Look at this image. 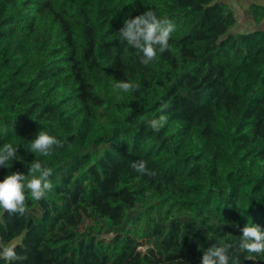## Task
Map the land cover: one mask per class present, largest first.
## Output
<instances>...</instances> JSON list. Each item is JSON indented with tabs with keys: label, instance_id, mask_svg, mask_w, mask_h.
Here are the masks:
<instances>
[{
	"label": "trees",
	"instance_id": "16d2710c",
	"mask_svg": "<svg viewBox=\"0 0 264 264\" xmlns=\"http://www.w3.org/2000/svg\"><path fill=\"white\" fill-rule=\"evenodd\" d=\"M150 7L177 30L145 66L119 29ZM248 11L264 20L263 3ZM237 23L221 0H0V146H19L0 180L53 169L24 215L0 210V237L26 257L11 264H201L239 240L232 225L264 229V29ZM40 130L63 147L27 151ZM140 159L155 176L130 168Z\"/></svg>",
	"mask_w": 264,
	"mask_h": 264
},
{
	"label": "clouds",
	"instance_id": "9594fccd",
	"mask_svg": "<svg viewBox=\"0 0 264 264\" xmlns=\"http://www.w3.org/2000/svg\"><path fill=\"white\" fill-rule=\"evenodd\" d=\"M177 30V25L169 18H160L151 7L134 18H126L119 29L122 41L136 51L140 62L147 66L157 58V53H164L170 49L169 41ZM123 92H132L139 89V85L121 81L116 85ZM167 105H161V114L148 120L147 126L159 133L168 122L165 113ZM63 147V142L47 131L40 130L31 140L27 151L48 157L57 148ZM19 146L5 143L0 146V166L9 167L10 162L17 160ZM130 168L141 175L155 176L156 172L147 167L143 159L133 161ZM53 169L39 160L32 161L28 166L27 174L16 171L0 180V210L9 215H24L27 211L29 195L33 200H40L53 189L50 177ZM242 233L237 242H218L209 246L201 258V264H241L240 254L245 253L244 259L256 260L264 256V229L259 224L247 223L240 228L232 225ZM15 243H5L0 237V259L11 264L13 261H22L25 256L16 252Z\"/></svg>",
	"mask_w": 264,
	"mask_h": 264
},
{
	"label": "rangeland",
	"instance_id": "374dc122",
	"mask_svg": "<svg viewBox=\"0 0 264 264\" xmlns=\"http://www.w3.org/2000/svg\"><path fill=\"white\" fill-rule=\"evenodd\" d=\"M226 2L230 8L234 11L238 23L237 26L233 29L234 32H246L253 31L255 29H264V20L260 23H256L251 14L248 11L249 5L253 0H221ZM264 4V0H257ZM19 239L13 240L11 243H17ZM143 249L146 248V245L142 246Z\"/></svg>",
	"mask_w": 264,
	"mask_h": 264
}]
</instances>
